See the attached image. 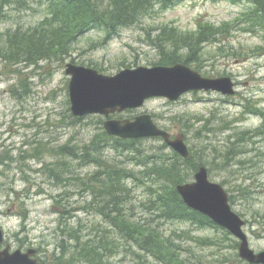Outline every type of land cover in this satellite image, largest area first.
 I'll return each mask as SVG.
<instances>
[{
	"label": "rangeland",
	"instance_id": "1",
	"mask_svg": "<svg viewBox=\"0 0 264 264\" xmlns=\"http://www.w3.org/2000/svg\"><path fill=\"white\" fill-rule=\"evenodd\" d=\"M45 1L0 0V54L5 56L0 58V226L6 240L15 248L27 239L35 247L40 241L42 245L52 244L51 254H60L58 247L66 244L74 259L67 255L68 259L59 264H84L77 260L75 241L66 233L95 237L99 231L104 236V230H111L98 210L105 202L93 201V190L99 189L94 174L101 167L91 158L84 165L72 154L61 155V150L91 147L93 141L101 140L97 135L103 132L106 117L72 116L67 65L95 68L109 76L126 69L152 68L159 65L162 56L155 33L150 38L147 34L149 29L170 26L190 32L199 22L231 28L227 35L209 38L195 52L200 64L190 67L208 78L231 77L236 95L193 92L177 102L154 98L140 109L115 114L111 119L150 115L173 137L184 134L192 159L181 167L189 176L184 184L194 182L199 168L206 167L210 180L226 189L230 201L233 197L231 207L246 221L245 233L256 240L255 233L260 229L253 221L264 218V136L254 133L264 123V26L249 21L257 8L256 0H237L238 4L231 0L178 2L166 11L159 9L139 25L122 28L110 40H106L105 32L91 31L79 37L67 55L51 53L56 48L43 50L46 55L40 49L34 55L21 48V56L8 59L12 55L9 41L15 37L25 40L36 34V48L51 42L50 34L42 30L44 21L49 20ZM108 2L102 3L103 8L107 9ZM187 54L181 53L182 58ZM162 144L160 139H144L138 148L151 155ZM106 148L98 157L104 169L118 161L123 162L120 167L133 173L142 170L130 155L121 157L111 145ZM230 151L236 154L227 160ZM164 152L167 157L173 155L169 146ZM179 162L184 164V159L180 157ZM60 176L63 185H59ZM76 177L78 182L74 181ZM128 185L135 200L127 203L125 214L137 220L151 218L147 209L150 181H129ZM60 195L72 216L62 217ZM94 227L99 228L96 233H92ZM78 230L82 232L75 233ZM164 230L167 236L185 232L176 242L184 248L179 254L186 264H247L239 256V240L222 228H203L185 221L168 222ZM251 242L254 249L262 246L258 241ZM130 251L141 255L140 259ZM138 260L140 264H163L131 245L122 246L111 263L105 264H137Z\"/></svg>",
	"mask_w": 264,
	"mask_h": 264
},
{
	"label": "trees",
	"instance_id": "2",
	"mask_svg": "<svg viewBox=\"0 0 264 264\" xmlns=\"http://www.w3.org/2000/svg\"><path fill=\"white\" fill-rule=\"evenodd\" d=\"M46 1L49 20L44 21L42 30L43 34H50L51 42L36 48L33 43L36 41V34L31 35H35L34 37L25 40L15 37L11 42L9 41L12 55L8 59L14 60L13 58L16 59L17 55L21 56L23 51L21 48H24L29 54L33 51L34 55L39 49L46 55L48 52L43 50L56 48V52L51 53L64 52L63 54L67 55L72 44L79 37L91 31L105 32L106 40H110L122 28L139 25L141 20L159 12V9L166 11L178 2L188 0H109L107 9L103 8L102 5L105 0ZM231 1L233 4H238L237 0ZM255 3L257 8L250 15L249 21L263 27L264 0H256ZM209 24V22H199L196 30L190 32H183L170 26L149 29L147 34L150 38L155 33L154 40H156V46L162 56L159 65L174 66L182 63L190 66L193 63L200 64L197 60L199 57H194L195 52L209 42V38L216 40V35H227L231 28L229 25L214 28ZM183 52L188 53L185 59L181 56ZM3 57L5 56L0 54V58ZM254 133L256 136H264V123L261 129ZM243 135H247V133ZM97 136L98 138L101 136V140L93 141L91 147L75 146L71 151L66 148L61 150V155L72 154L73 158L82 161L84 165L91 158L97 167H101L100 171L94 174V177L98 179L97 182L99 181V189L93 190V201L94 203L105 202L104 207L98 208V210L107 219V222L109 221V226L112 227L111 230H104V236H101L100 231L96 233L98 227L93 228L92 233H96L95 237H92V234L82 236V234L72 235L67 232V238L75 241L74 251L77 260L84 262V264L85 262L87 264L111 263V259L120 253L122 246L129 247L131 245V247L151 255L152 258L163 264H186V260L181 259L179 254L184 248L176 242L183 237L185 232L175 231L171 232L172 236H167L166 230H164L166 223L190 221L203 228L219 229L209 218L187 208L176 190L177 185L187 183L189 180V176L183 174L184 171L181 167L189 165L192 159L184 160V164H182L179 162L180 157L174 152L172 156L167 157L168 155L164 152L167 149L166 144H162L161 147L153 150L151 155H148L143 154L138 148V144L143 140H121L108 136L105 131ZM240 140H244V138H240ZM236 142H239V139ZM110 145L121 157L130 155L131 159L142 170L133 173L120 167L119 165H123V162L118 161L112 167L104 169L98 157ZM87 148H91V150ZM232 148L236 149V146L232 145ZM243 153H247V151ZM94 154H96V158ZM235 154V151H230L226 156L227 160H230ZM148 160L151 161L148 162ZM145 180H149L151 183L148 187L150 197L148 198L147 209L154 215V219L141 218L137 220L129 218L125 214V207L128 206L129 201L132 203L135 198L128 182L135 181L144 184ZM63 181L60 176L59 185H63ZM74 181L78 182L79 178L76 177ZM65 195L71 196L70 193ZM59 198V202L63 204L64 208V211L63 209L60 210L62 217L72 216L71 211H67V202L64 203V196L60 195ZM143 205L144 202H141V206ZM81 232L78 230L75 233ZM84 232L85 230H83ZM118 239H122L124 243L122 244ZM68 255L74 259L69 252ZM132 255H137L139 259L141 257L139 254L132 253ZM140 261L138 260L136 263L140 264Z\"/></svg>",
	"mask_w": 264,
	"mask_h": 264
},
{
	"label": "water",
	"instance_id": "3",
	"mask_svg": "<svg viewBox=\"0 0 264 264\" xmlns=\"http://www.w3.org/2000/svg\"><path fill=\"white\" fill-rule=\"evenodd\" d=\"M66 73L72 77L69 92L71 111L75 117L100 114L109 118L115 113L141 108L152 98H166L176 102L189 92L213 91L226 96L236 94L235 83L231 77L205 78L183 64L126 69L115 76L70 64ZM104 129L109 135L122 139L162 138L182 157L187 159L190 155L185 136L172 139L171 134L160 129L150 115H141L134 121L108 120L104 123ZM195 180L177 187L187 206L208 216L215 224L238 238L241 241V259L252 264H264V252L257 255L250 249L247 235L243 231L245 222L232 211L223 187L209 180L205 167L199 169ZM1 239L0 229V241ZM22 257L26 258L21 252L9 258L0 255V264H33Z\"/></svg>",
	"mask_w": 264,
	"mask_h": 264
},
{
	"label": "flooded vegetation",
	"instance_id": "4",
	"mask_svg": "<svg viewBox=\"0 0 264 264\" xmlns=\"http://www.w3.org/2000/svg\"><path fill=\"white\" fill-rule=\"evenodd\" d=\"M256 223L258 224V228L260 229L259 232L255 233L257 236V239L255 240L253 237H250V240L253 242L258 241V243H262V246H259V248H253L256 253L264 252V218L258 219L253 221V224ZM249 240L250 245L252 247V242ZM40 243L35 247V245L32 243L31 240L27 239L22 245H20L18 248L13 247V245L8 242L5 238L4 234V241L0 245V251H6L7 253L11 254L14 251H21L24 255L28 254L29 260L36 261L38 264H59L60 263V258L59 255L56 253L51 254L52 252V244L50 245H42ZM54 252V251H53ZM249 264V263H247Z\"/></svg>",
	"mask_w": 264,
	"mask_h": 264
},
{
	"label": "bare ground",
	"instance_id": "5",
	"mask_svg": "<svg viewBox=\"0 0 264 264\" xmlns=\"http://www.w3.org/2000/svg\"><path fill=\"white\" fill-rule=\"evenodd\" d=\"M30 162V161H29Z\"/></svg>",
	"mask_w": 264,
	"mask_h": 264
}]
</instances>
